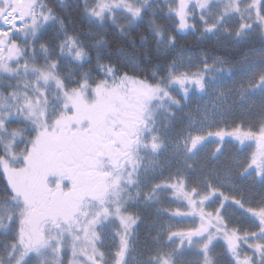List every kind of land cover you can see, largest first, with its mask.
<instances>
[{
	"label": "snow or ice",
	"instance_id": "1",
	"mask_svg": "<svg viewBox=\"0 0 264 264\" xmlns=\"http://www.w3.org/2000/svg\"><path fill=\"white\" fill-rule=\"evenodd\" d=\"M84 3L85 16L95 19L98 24L104 22L106 13L107 18L114 23L117 13L128 16V26L142 16V7L136 6L134 0H92L91 4L84 0ZM215 6H219L218 11ZM167 14L174 18L175 29L180 32L188 28L195 29V24L190 23L188 18L196 15L205 32H213L226 18H234L237 21L234 31L225 27L226 33H231L234 37L251 32L264 35V0H173L168 5ZM210 16L214 17L211 22ZM53 20L64 31L63 21L58 19L44 0H0V83L5 82V77H22L17 78L14 83L9 79L6 82L7 88H0V133L9 137L7 144L0 146V240L3 241L4 252V255H0V264H21L22 261H26V264H43L42 260L38 262L30 256L33 253L39 254L45 248L54 253V264H125L130 247L128 236L141 219L128 207V201L134 202L139 198L141 190L137 188L135 196L129 194L122 202L108 200L105 189L92 196L91 199L96 203L77 202L67 209L41 206L13 180L16 173L24 172L27 167L17 168L16 160H27L25 149L32 147L27 143L30 138L24 137L20 122L23 121L25 127L33 125V131H39V125L29 120L38 108L44 122H47L52 99H61L58 95L49 98L50 81L65 97H69V91L79 95L81 90L89 88L97 92L103 90L109 84L107 77L112 78L110 88L113 91L122 88L125 82L134 83L144 90L140 108L143 111L146 107L144 102L153 99L162 100L166 97L179 105L170 89L176 87L185 96L193 87L203 91L205 75L210 71L223 69L216 67V61L208 63L206 59L202 68L196 71H184L169 65L166 77L162 78L166 83L162 85L161 82L141 79L129 71L118 74L114 65L99 64L102 71L106 69L105 78L95 82L81 79L78 85L69 86L59 75L60 57L66 55L79 63L88 56L82 43H78L77 36L64 31V38L57 44L56 58L48 57L47 43L23 41L29 30L31 36L36 37ZM117 27L122 30L124 25L118 24ZM156 34L161 35L159 31ZM103 39H97L95 45L99 46ZM168 40L172 43L175 37L169 35ZM37 49L44 53L46 64L37 63ZM29 73L33 75L29 76ZM83 75L87 76V73ZM260 88H264V69L255 72L248 82L249 91ZM159 93H163V96H159ZM64 108L66 110V106ZM140 123L143 124L144 121L141 120ZM213 137L218 141L212 152L213 158L221 152L226 138H230L240 148L247 144L251 146V150L243 160L236 161L239 165L237 174L244 176L252 173L257 179L264 177V122L247 127L242 122H237L231 126L217 125L214 128L210 125L203 131L189 130L183 139L186 155L195 153L201 144ZM21 138L26 143L17 150ZM156 140L157 137L152 136L150 146L153 151L161 147ZM130 143L134 144L136 141ZM192 167L190 162L187 163V168ZM118 180L119 177L113 181V185ZM126 183L131 185L139 182L128 179ZM44 187L55 196L63 191L64 185L57 183L54 187ZM160 189H166L169 198L176 203L158 210L178 220L188 221L191 226L173 227L166 223L163 240L154 238L158 246L148 257L150 264H180L177 256L186 247L192 246L194 241L196 250L202 255V264H212L210 252L217 245L223 249L229 264H264V200L246 202L242 195L238 197L225 193L211 182L202 190L195 185L190 186L187 174L180 173L154 180L143 191L144 201L151 202L153 194ZM126 191V188L120 189V192ZM68 194L63 192L64 196ZM210 201L213 202L211 207ZM227 205L240 210L244 219L250 223L233 222L226 215ZM105 225L109 226L108 230L115 237L114 244L107 249L101 246Z\"/></svg>",
	"mask_w": 264,
	"mask_h": 264
},
{
	"label": "rangeland",
	"instance_id": "2",
	"mask_svg": "<svg viewBox=\"0 0 264 264\" xmlns=\"http://www.w3.org/2000/svg\"><path fill=\"white\" fill-rule=\"evenodd\" d=\"M91 2L92 0H88L89 4H91ZM134 2L136 6L142 7V11L146 10L148 6L154 2V4L167 13L168 5L172 3L173 0H147V3H144V0H134ZM215 7L218 11L219 6ZM106 18L107 13L105 14V19ZM213 18L214 17L211 16L209 17L210 22ZM188 19L190 23L195 24L194 30L201 34H208L215 40L234 37L231 33H226L224 31L225 27L234 31L237 25V21L234 18H226L215 31L210 33L203 30V25L198 16L194 15ZM90 20L97 23L95 19ZM107 20L109 19L107 18ZM109 21L113 22L112 20ZM128 21V16L117 13L115 17L116 25H124L123 29H126L129 27ZM49 23L50 22H48V24ZM36 37H32L29 30L28 34L23 37V41L24 43H27L29 40H33L34 42ZM73 51L75 50L73 49ZM62 58L67 59V64L64 66L65 69L72 65L71 62L73 60L70 57L65 55L61 57L60 61H62ZM205 59L208 63L216 61V67L223 70H213L205 75V88L203 91H198L193 87L185 96V94L176 87L170 89L174 98L179 101V105L172 103L166 97L162 100L154 99V101H156L154 107L145 111L144 123L142 124L143 131H141L138 146L132 152V162L127 163V169H125V171L124 169L115 170L116 166L111 165L110 167L103 163L95 166L94 170L97 171L99 175L109 176V180L106 184L108 200L122 202L129 194L135 196V192L137 188H139L141 190L140 197L134 202L129 200L128 207L132 205H142L152 210L150 217L145 219L141 217L128 236L130 247L127 252L125 264H150L148 257L158 246L157 240L154 238H158L161 241L163 240V230L166 227V223L171 224L173 227L191 226V223L188 221L178 220L158 210L163 207H171L176 203L169 198L166 189H160L154 193L151 202L144 201L143 197V191L148 189L154 180H158L162 176H168V174H171L172 170L176 171V174L183 173L185 162L188 160L189 156L186 155L183 144V139L187 132L196 129L203 131L210 125L213 128L217 125L231 126L238 117L245 115L247 110H249V98L253 97L255 91V93L259 91V89L249 91L248 82L255 72L264 69V50L248 52L241 61L231 65H227L221 60L204 54L184 53L176 55L173 61L175 64L172 63L171 65H173L174 68H179L184 71H196L202 68ZM43 64L46 63L43 62ZM228 69H231V71H228ZM28 75L32 76L33 74L29 73ZM59 75L64 79V72L61 73L59 70ZM17 78L22 79V77H12V80L15 82ZM164 83H166V81L163 82L162 85ZM41 86L43 87V84ZM5 88H7V86ZM48 89L50 99H52L54 95L60 96L61 99H52L46 123L41 116L39 108L35 110L34 115L29 117L30 121H34L39 125V131H36L38 132V137H33L36 140L30 152V160L24 165L19 164L18 161L15 162L17 168L24 167L25 165H27V167L24 172L16 173L13 180L21 190L28 194L34 201H38L41 206L49 209H57V206H59L63 209H67L71 208L72 205L77 202L73 200L71 193H69L68 196L63 195V192H68L66 188L72 183V180L63 179L65 176H53L55 172L53 169L54 164H58L54 157L55 151H57L58 148L56 142L61 141L64 145L65 139L69 138L72 130H75L78 126L82 127L86 125L87 120L92 123L101 120L102 112L99 111H102L101 104L103 100L106 99V96H98V93L91 92L90 89H87L81 90L79 95L69 91L70 98L65 97L54 88L51 81L49 82ZM261 92L262 90L260 93ZM64 106H66V110ZM191 106H193V110L190 109ZM20 123L24 124L23 121ZM29 126L31 129L33 128V125ZM150 131L154 133V136L158 135L162 138L157 142L161 144V147L156 151L151 149L150 145L152 142H150L149 139L145 141V137H149L148 134ZM40 133H43V135H40ZM5 137L6 135L0 133V139L5 140ZM149 138L152 137L150 136ZM168 138V141L172 142L171 144L165 142ZM208 140L217 141L214 137ZM40 142L45 144L54 143L57 147L51 145H43L41 147ZM200 146H202V144ZM43 177L46 180V184L49 186L54 187L57 183H63L64 185L63 191L52 197L47 204L44 202L45 196L41 191ZM117 177H119V180L116 185H113V181L117 180ZM128 179L138 181L139 183L128 185L126 183ZM121 188H126L127 191L120 192ZM116 193H119V195L117 196ZM88 201L96 203V201L92 199H83L78 202L83 204ZM108 228L109 226L105 225L102 235L101 245L105 248L111 244L113 245L115 241V237L111 235ZM195 245L196 242L194 241L192 246L186 247L182 252L197 251ZM30 258L38 262L42 260L43 264H54L55 261L54 253L47 248L41 249L39 254H31ZM21 264H26V261H22Z\"/></svg>",
	"mask_w": 264,
	"mask_h": 264
},
{
	"label": "trees",
	"instance_id": "3",
	"mask_svg": "<svg viewBox=\"0 0 264 264\" xmlns=\"http://www.w3.org/2000/svg\"><path fill=\"white\" fill-rule=\"evenodd\" d=\"M44 2L53 9L58 19L63 21L64 31L77 36L78 43H82L88 53L87 58L76 63L74 67L65 69L64 61L59 64V70L61 73L64 72V81L69 86L78 85L81 79L95 82L105 78L106 69L102 71L98 67L99 64L114 65L118 74L129 71L141 79L162 84L166 81L162 78L166 77L167 69L176 55L204 54L219 58L225 64L231 65L241 61L248 52L264 50V35L258 32L215 40L210 35L201 34L192 28L183 32L177 31L174 18L154 2L142 11V16L135 24L122 30L107 18L102 24L87 18L83 11L84 0H44ZM64 31L54 20L39 32L34 43L38 44L41 41L47 43L48 57H51L56 53L58 41L64 38ZM157 31L161 35L157 36ZM169 35L175 37L174 42L169 43ZM100 37L104 38L103 43L97 46L94 42ZM36 56L37 63H47L44 53L39 49L36 51ZM84 73H87V76H84ZM107 79L109 84L103 90L97 92L89 88L91 92L98 93L101 97L112 92L110 88L112 78L107 77ZM133 84L125 82L123 87ZM255 92L253 97L249 98V110L245 115L238 117L235 123L242 122L247 127L264 122V88ZM190 109L193 110V106ZM217 143L218 141L206 140L194 154L188 157L183 169L187 174L188 184L205 190L207 183L211 182L225 193L235 194L238 197L242 195L246 202L264 200V177L257 179L252 173L244 176L237 174L239 165L236 161L243 160L251 150V146L246 144L244 148H240L228 138L224 141L221 152L213 158L212 152ZM189 162L193 165L191 169L187 168ZM212 204L213 202L210 201L209 206L211 207ZM129 208L142 219L150 217L152 212L142 205H132ZM225 212L233 222L250 223L244 219L240 210L234 209L231 205L226 206ZM8 237H11V233ZM0 255H4L2 240H0ZM210 256L212 264H229L228 257L219 245L211 250ZM177 261L180 264H202V255L197 251H184L177 256Z\"/></svg>",
	"mask_w": 264,
	"mask_h": 264
},
{
	"label": "flooded vegetation",
	"instance_id": "4",
	"mask_svg": "<svg viewBox=\"0 0 264 264\" xmlns=\"http://www.w3.org/2000/svg\"><path fill=\"white\" fill-rule=\"evenodd\" d=\"M53 21H50V23ZM57 55L56 46V53L51 58H56ZM63 61L66 63L67 59L62 58L60 64ZM71 63L72 65L70 67H74L78 62L72 61ZM9 79L12 80V78L5 77V82L0 83V88L6 89V82ZM12 82L14 83L13 80ZM143 96L144 90L135 84L118 88L108 93L106 99L101 104L102 111H99L102 112L101 120L96 123L87 120L86 125L82 127L78 126L79 129L72 130L69 138L65 139L66 142L64 141V145L61 141L56 142L58 148L55 151L54 157L58 164H54L53 169L55 172L53 176H65L63 179L72 180V183L66 189L68 193L72 194L74 201L78 202L83 199H91L93 195L98 194L102 190L106 189L107 191L106 184L109 176L99 175L94 170L96 165H100L101 163L110 167L113 165L116 166L115 170L124 169L125 171L127 169V163L132 162V152L138 146L141 131H143L140 121L144 120L145 111L153 108L156 103L154 99L145 101L146 107L143 111H140ZM159 96H163V93L159 94ZM21 128L24 132V137L30 138L27 143L33 146L36 140L33 137H38V132L33 131V128L31 129L29 125L25 127L24 124H21ZM148 135L152 137L154 133L150 131ZM149 137L146 136V140H144L147 141L149 139L152 142V138ZM156 137V142L162 139L158 135ZM8 139V136L5 137V140L0 139V146L6 145ZM168 140L169 138L165 142L171 144L172 142ZM131 141H136V143H130ZM25 143V139L21 138L18 141L17 150L23 147ZM53 144L41 143V147L43 145L57 147L56 144ZM32 148L25 149L24 155L28 156L27 160L17 159L16 161L19 164H26L31 158L30 152ZM173 174H176V171L172 170L168 176ZM44 185H47L45 178L43 179L41 191L45 196L44 202L47 204L54 196L46 191ZM58 208L62 207L57 206Z\"/></svg>",
	"mask_w": 264,
	"mask_h": 264
}]
</instances>
